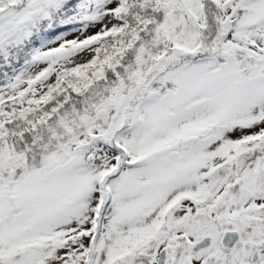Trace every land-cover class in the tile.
Instances as JSON below:
<instances>
[{"label": "snow or ice", "instance_id": "1", "mask_svg": "<svg viewBox=\"0 0 264 264\" xmlns=\"http://www.w3.org/2000/svg\"><path fill=\"white\" fill-rule=\"evenodd\" d=\"M0 264H264V0H0Z\"/></svg>", "mask_w": 264, "mask_h": 264}]
</instances>
